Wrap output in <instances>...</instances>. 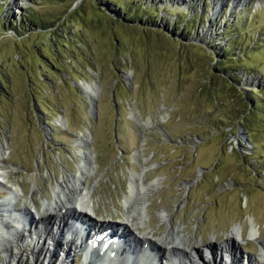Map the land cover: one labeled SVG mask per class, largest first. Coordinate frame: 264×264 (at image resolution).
I'll use <instances>...</instances> for the list:
<instances>
[{"label": "rangeland", "instance_id": "rangeland-1", "mask_svg": "<svg viewBox=\"0 0 264 264\" xmlns=\"http://www.w3.org/2000/svg\"><path fill=\"white\" fill-rule=\"evenodd\" d=\"M86 84L97 87L93 103ZM83 153L94 220L125 222L131 175L144 172L156 186L134 234L164 237L162 211L217 250L210 259L199 246L196 260L264 264V0H0L2 186L21 188L17 208L33 201L42 212ZM56 222L55 241L25 235L0 264H82ZM235 226L242 242H229Z\"/></svg>", "mask_w": 264, "mask_h": 264}, {"label": "bare ground", "instance_id": "bare-ground-1", "mask_svg": "<svg viewBox=\"0 0 264 264\" xmlns=\"http://www.w3.org/2000/svg\"><path fill=\"white\" fill-rule=\"evenodd\" d=\"M83 89L89 101L93 103L96 100L97 87L95 85L91 86L86 84L83 86ZM3 159L4 156L0 154V164L3 163ZM81 160L82 164L79 166L78 174H73L71 177L66 178V180H62V182L56 186L57 190L53 193V199L46 203H41L42 212L39 211L37 205L33 201L29 203L25 202L22 209L19 207L17 208L16 201L23 194L21 188H17L15 191L4 188V186L0 184V188H4L5 191H8V197H5L0 203V255L3 256V262L6 261L5 259L11 261L16 258L13 249L16 248L18 243H23L24 239H26L29 234L31 236L35 235V237L39 234L37 239L42 238L44 235H49L54 239L52 233L57 225L60 226L56 221L61 220L63 222L65 219L63 226L64 229H67V227L68 229L67 232H63L64 234H68L71 238V240H68L65 244L68 250H74L84 254L85 259L82 264H143L142 260L147 261L146 264H211L210 261L203 262L202 260H196L195 252L192 251L199 246L201 247L202 243L196 242L193 244L188 237L185 238L186 235L183 234L181 229H174L171 225V218L168 217L166 212L164 213L161 211V213L158 214L160 222L167 223L169 227L164 237L153 240L149 237V234L145 232L141 235L139 234L140 236L134 234V232L138 230V225L142 226L144 218H147L145 204L148 202V195L153 192L156 186L155 184L145 186L144 172L131 175L128 193L124 196L123 201L127 216L125 222L120 223L117 229H114L116 227L115 225H111L108 222L99 223L91 218L90 214L95 215L96 212L92 200L93 191H89L86 188V181L94 170L92 166L93 162L86 153L82 154ZM0 178H2L1 173ZM28 204L31 205L30 208ZM32 209L34 210L33 212L31 211ZM3 215H5V217H3ZM75 215L77 218L80 216L81 221L83 219L81 217H85L86 221H88H84L86 224H80V230H76L70 225V218H73ZM50 218L55 220L53 226L47 225L43 227L42 223ZM253 221V218L249 219L250 225L248 235L251 239H257L259 237V230L254 225ZM94 223L102 228L104 227V229L108 231L106 236L113 239V243L110 244V248L106 252L102 250V240L96 242L99 248L86 251V246L83 241L84 232ZM33 225L35 229L37 227L35 234L32 228ZM40 226H42V229H40ZM48 229L51 230L49 233H47ZM128 232L130 234H128ZM152 237L154 236L152 235ZM230 237L229 242H242L243 234L241 227L235 226ZM8 238H12V240L8 241ZM55 240L56 239L53 241ZM53 241L51 240L52 243ZM48 245L51 246V244ZM49 246L46 251L47 254L50 253ZM211 248L212 245L210 243L204 246L209 256L212 253L210 259L217 256V250L212 251ZM222 250L226 252V248L223 247ZM161 252L162 255L160 254ZM36 253L37 252H35V254ZM69 253L70 252L67 251L66 255H64L65 261L71 256ZM225 255L227 254L225 253Z\"/></svg>", "mask_w": 264, "mask_h": 264}, {"label": "trees", "instance_id": "trees-1", "mask_svg": "<svg viewBox=\"0 0 264 264\" xmlns=\"http://www.w3.org/2000/svg\"><path fill=\"white\" fill-rule=\"evenodd\" d=\"M121 6H123V5H121ZM125 7V6H124ZM143 7V6H142ZM126 8V7H125ZM127 11V10H126ZM155 12H156V10H154ZM124 17H126V18H123V21H129V20H132V17H134V15L133 16H127V14L124 16ZM23 21H25L26 22V24H29V26L30 25H32L33 27H35V28H37L39 25H40V21H38V20H36L35 18H33V17H24V19L22 20V22ZM24 23V22H23ZM150 23L151 24H155L156 25V21H154L153 22V20H151L150 21ZM189 24H192V22H189ZM234 24H232V26H233ZM232 26H229V27H227L226 28V31L225 32H228L227 30L228 29H233L234 27H232ZM18 29H21V27L20 26H17V27H15L14 29H13V31H15V32H17L18 33ZM238 35H240V34H238ZM61 45L62 46H65V44L64 43H61ZM223 52H224V56H226V53H227V51L226 50H223ZM227 61L229 60V58H227L226 59ZM226 60H225V62H222L221 60H219L218 62H217V64H216V69H219V70H225L224 68L227 66V63H226ZM225 63V64H224ZM249 109L247 108L246 109V111L245 112H243V114H242V117H243V120H245V119H247L246 118V116L249 114ZM245 121H247V120H245ZM252 134H253V132H252Z\"/></svg>", "mask_w": 264, "mask_h": 264}]
</instances>
